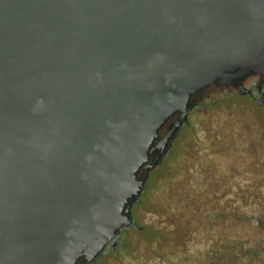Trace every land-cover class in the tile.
<instances>
[{
	"label": "water",
	"instance_id": "water-1",
	"mask_svg": "<svg viewBox=\"0 0 264 264\" xmlns=\"http://www.w3.org/2000/svg\"><path fill=\"white\" fill-rule=\"evenodd\" d=\"M254 76L264 0H0V264L96 263L198 96Z\"/></svg>",
	"mask_w": 264,
	"mask_h": 264
},
{
	"label": "trees",
	"instance_id": "trees-1",
	"mask_svg": "<svg viewBox=\"0 0 264 264\" xmlns=\"http://www.w3.org/2000/svg\"><path fill=\"white\" fill-rule=\"evenodd\" d=\"M191 139H179L165 163L152 173L136 208L147 207L154 220L126 231L128 235L137 232L139 242L122 238L99 264L109 254L121 260L118 264H264V184H250L247 189L235 183L230 207L215 206L214 212L199 213L192 177L203 143L199 138ZM219 140L213 137L208 142L218 147L222 144ZM185 170L191 177L186 182L181 180ZM186 185L190 189L185 191ZM248 222L257 225L253 231L236 230Z\"/></svg>",
	"mask_w": 264,
	"mask_h": 264
},
{
	"label": "flooded vegetation",
	"instance_id": "flooded-vegetation-1",
	"mask_svg": "<svg viewBox=\"0 0 264 264\" xmlns=\"http://www.w3.org/2000/svg\"><path fill=\"white\" fill-rule=\"evenodd\" d=\"M246 87L250 90L247 94L241 93L232 86L220 84L205 89L198 96L197 105L191 109L188 121L184 123L178 138L164 159L163 164L172 154V149L179 139L186 142L191 138V140L199 138L203 143L198 148L200 149L197 152L198 160L194 163L195 174L192 177V184L199 197V201L197 200L199 213L204 210L214 212L215 206L221 209L230 207L235 183L246 185L247 189L250 184H264V106L257 101L264 98V82H261L260 76H254L247 81ZM203 115L206 119L200 122ZM197 119L199 121L196 123ZM213 137H219L222 144L218 147L211 146L208 141ZM187 172L190 173L189 170H185L181 177L184 182L191 178ZM186 188L190 189L188 185L185 191ZM202 196H204L203 201ZM209 201L210 204L205 206L202 204ZM246 206L249 214L248 202ZM136 210L137 208L134 210V225L123 230L117 245L128 235L127 230L134 227L141 228ZM254 226L257 225L254 223L250 225L248 222L236 230L253 231ZM110 248H113L112 245L94 264H99Z\"/></svg>",
	"mask_w": 264,
	"mask_h": 264
},
{
	"label": "rangeland",
	"instance_id": "rangeland-1",
	"mask_svg": "<svg viewBox=\"0 0 264 264\" xmlns=\"http://www.w3.org/2000/svg\"><path fill=\"white\" fill-rule=\"evenodd\" d=\"M241 103L244 104V102H242V101H241ZM204 119H206L205 115H203L202 118H200V122H201V120H204ZM197 121H199V120L198 119L195 120L196 123H197ZM198 126H200V123L198 124ZM136 215H137L138 223L141 225H149L154 220L152 214L149 212V209L147 207H138L136 210ZM250 225H253V223H250ZM125 238H126V240L135 244V243L139 242L140 237H139V234L137 232H133L132 234L125 236ZM117 258H118L117 256H115L113 254H109L103 260L104 261L103 264H118V262L121 260H119Z\"/></svg>",
	"mask_w": 264,
	"mask_h": 264
}]
</instances>
